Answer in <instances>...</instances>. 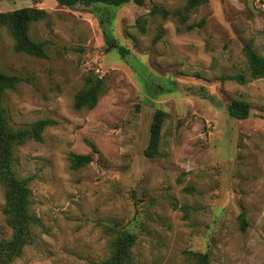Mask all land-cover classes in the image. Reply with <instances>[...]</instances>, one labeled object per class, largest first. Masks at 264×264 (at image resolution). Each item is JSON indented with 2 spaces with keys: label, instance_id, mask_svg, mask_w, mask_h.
<instances>
[{
  "label": "rangeland",
  "instance_id": "374dc122",
  "mask_svg": "<svg viewBox=\"0 0 264 264\" xmlns=\"http://www.w3.org/2000/svg\"><path fill=\"white\" fill-rule=\"evenodd\" d=\"M186 2L0 0V13L47 12L30 28L47 42V58L17 52L0 28V67L22 78L4 93L10 125L55 121L41 141L15 149L14 170L28 180L41 223L11 264H101L125 229L137 235L136 264H198L189 252L208 253L210 264H264V78L226 79L248 76L246 43L264 56V0H208L181 22L172 13ZM108 36L126 56L106 51ZM90 73L106 89L95 108L77 110ZM235 99L250 103L249 118L227 113ZM157 110L166 115L149 155ZM71 153L93 161L75 169ZM4 204L0 184V240L12 234Z\"/></svg>",
  "mask_w": 264,
  "mask_h": 264
},
{
  "label": "trees",
  "instance_id": "16d2710c",
  "mask_svg": "<svg viewBox=\"0 0 264 264\" xmlns=\"http://www.w3.org/2000/svg\"><path fill=\"white\" fill-rule=\"evenodd\" d=\"M61 5L74 7L78 4L86 6L104 4L111 7H120L131 0H57ZM208 0H187L186 4L176 9L172 15L185 22L189 14L198 6L207 3ZM161 13L168 17L170 12L166 9H153V13ZM47 12L35 7H25L9 12L0 13V28L7 27L12 33L17 52H24L40 58H47L46 41H35L30 36L31 25L45 19ZM203 21L199 23L201 25ZM160 36H157V39ZM106 51L117 50L122 56H126L128 49L122 46L115 36L106 38ZM243 52L246 58L248 76L238 74L227 76L226 79L245 83L249 79L264 78V56L255 48L252 41L245 44ZM22 78L6 73L0 67V184L5 189V204L3 213L5 222L11 229V236L0 240V264H11L20 257L24 249L34 242L33 227L41 223L40 218L31 209V190L27 179L20 178L14 170L15 149L30 139L42 140V133L47 126L55 123L54 120L44 118L35 121L30 126L14 128L10 125L7 110L4 107V93L8 89H14ZM106 89L103 77L90 73L85 78L84 86L74 97V107L80 109H93ZM227 113L236 119H247L251 116L250 103L245 99H235L227 105ZM165 112L157 110L154 114L150 128V143L146 148V154L158 153L161 137V127ZM93 150L96 147L93 145ZM73 168L88 166L93 157L91 154H70ZM241 229L246 230L248 222L244 213L240 214ZM137 235L129 230H120L111 241V254L101 264H136L133 255V246ZM198 264H210L208 253L189 252Z\"/></svg>",
  "mask_w": 264,
  "mask_h": 264
}]
</instances>
